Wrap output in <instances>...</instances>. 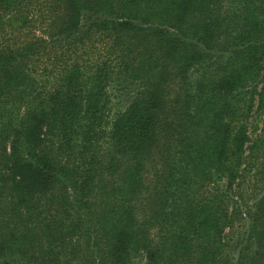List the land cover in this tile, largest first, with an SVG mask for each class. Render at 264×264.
I'll return each instance as SVG.
<instances>
[{"label": "trees", "instance_id": "trees-1", "mask_svg": "<svg viewBox=\"0 0 264 264\" xmlns=\"http://www.w3.org/2000/svg\"><path fill=\"white\" fill-rule=\"evenodd\" d=\"M262 113L264 0H0V264H264Z\"/></svg>", "mask_w": 264, "mask_h": 264}, {"label": "rangeland", "instance_id": "rangeland-1", "mask_svg": "<svg viewBox=\"0 0 264 264\" xmlns=\"http://www.w3.org/2000/svg\"><path fill=\"white\" fill-rule=\"evenodd\" d=\"M259 87L261 88V85ZM257 98L258 96H253L255 100L253 111L258 106ZM123 105H125V99L113 102L114 110L120 106L123 107ZM248 137L252 141L261 137V142L259 141L260 146L255 150L254 158L249 161L250 164L246 165L247 162L243 161L234 178L228 180L227 194L230 198L227 202V205H229L228 213L230 217H240L233 222L234 241H229L233 247L230 246V249H226V255L239 253V250L245 246H250L252 243V241H248L252 221H249L247 216L251 210H255V204L264 196V113L259 119L254 116L250 120ZM250 145L251 143L245 145L246 156L249 154L248 147ZM227 231L228 229L225 233Z\"/></svg>", "mask_w": 264, "mask_h": 264}]
</instances>
